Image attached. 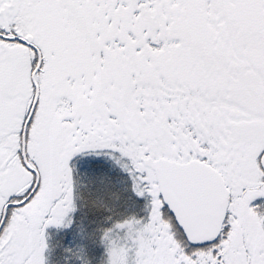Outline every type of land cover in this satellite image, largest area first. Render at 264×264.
Returning a JSON list of instances; mask_svg holds the SVG:
<instances>
[{
    "label": "snow or ice",
    "instance_id": "obj_1",
    "mask_svg": "<svg viewBox=\"0 0 264 264\" xmlns=\"http://www.w3.org/2000/svg\"><path fill=\"white\" fill-rule=\"evenodd\" d=\"M0 264H264V0H0Z\"/></svg>",
    "mask_w": 264,
    "mask_h": 264
}]
</instances>
